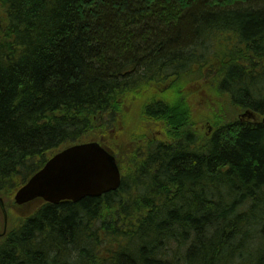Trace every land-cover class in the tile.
I'll return each mask as SVG.
<instances>
[{"label": "trees", "instance_id": "trees-1", "mask_svg": "<svg viewBox=\"0 0 264 264\" xmlns=\"http://www.w3.org/2000/svg\"><path fill=\"white\" fill-rule=\"evenodd\" d=\"M263 116L264 0H0L6 206L74 144L123 174L12 213L0 264H264Z\"/></svg>", "mask_w": 264, "mask_h": 264}, {"label": "water", "instance_id": "water-1", "mask_svg": "<svg viewBox=\"0 0 264 264\" xmlns=\"http://www.w3.org/2000/svg\"><path fill=\"white\" fill-rule=\"evenodd\" d=\"M251 115L248 111L242 117ZM264 123V118L262 120ZM120 186L115 157L96 142L74 145L50 158L15 194L17 206L41 199L53 205L79 202L84 197H101ZM0 209L7 214L2 199Z\"/></svg>", "mask_w": 264, "mask_h": 264}, {"label": "flooded vegetation", "instance_id": "flooded-vegetation-1", "mask_svg": "<svg viewBox=\"0 0 264 264\" xmlns=\"http://www.w3.org/2000/svg\"><path fill=\"white\" fill-rule=\"evenodd\" d=\"M5 231H4V229H3V223H2V225H1V222H0V239H2V237H4L5 236Z\"/></svg>", "mask_w": 264, "mask_h": 264}, {"label": "rangeland", "instance_id": "rangeland-1", "mask_svg": "<svg viewBox=\"0 0 264 264\" xmlns=\"http://www.w3.org/2000/svg\"><path fill=\"white\" fill-rule=\"evenodd\" d=\"M238 115H239V113L237 114V118H239V116H238ZM133 116H134V115H133ZM157 135H158V134H156L155 136H157ZM11 224H12V223H11Z\"/></svg>", "mask_w": 264, "mask_h": 264}]
</instances>
